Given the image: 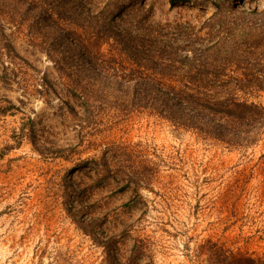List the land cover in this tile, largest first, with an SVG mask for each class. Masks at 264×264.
Returning <instances> with one entry per match:
<instances>
[{"label":"rangeland","instance_id":"obj_1","mask_svg":"<svg viewBox=\"0 0 264 264\" xmlns=\"http://www.w3.org/2000/svg\"><path fill=\"white\" fill-rule=\"evenodd\" d=\"M229 89L264 0H0V264H264V117L191 104Z\"/></svg>","mask_w":264,"mask_h":264},{"label":"trees","instance_id":"obj_2","mask_svg":"<svg viewBox=\"0 0 264 264\" xmlns=\"http://www.w3.org/2000/svg\"><path fill=\"white\" fill-rule=\"evenodd\" d=\"M214 6L219 9V5L217 3H214ZM255 11H252L250 14H255ZM237 90L235 92L233 90H227L224 91L222 94L228 98L225 99V105H223L224 102L220 103V105H216L213 107V109H208L207 107H204L202 105L199 106L197 103H191L194 106H197L201 110H205L206 112L225 118L230 124L234 125V128H230V131L234 134L242 132L243 131V124L248 120L253 119H263L264 117V108L260 105L254 104V103H248L247 100L238 101L237 100ZM238 92V91H237ZM177 96L182 100L186 99L189 100L187 97H185L183 94H177ZM179 100V102H181ZM190 101V100H189ZM257 116V117H256ZM242 126V127H241ZM236 128L240 129L237 131Z\"/></svg>","mask_w":264,"mask_h":264}]
</instances>
